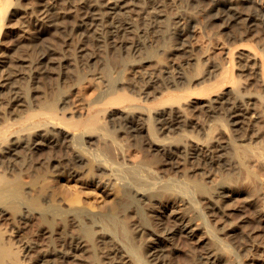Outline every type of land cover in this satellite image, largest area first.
<instances>
[{
  "label": "bare ground",
  "instance_id": "bare-ground-1",
  "mask_svg": "<svg viewBox=\"0 0 264 264\" xmlns=\"http://www.w3.org/2000/svg\"><path fill=\"white\" fill-rule=\"evenodd\" d=\"M117 1L121 0H106V5L114 7L118 5ZM248 1L257 3L256 16L243 17L237 12L228 17L221 11H217L213 13L212 18L222 19L223 26L242 20L247 30L252 31L258 28L261 31L264 30V0ZM224 3L225 5L221 6L219 0H211L209 12L220 8L229 9V0H225ZM84 6L86 10L81 14L80 21L83 26L90 27L95 19V12L90 11L89 4L84 3ZM148 7L151 13L150 30L156 34L164 13L159 3H150ZM49 10V3L39 4L36 15L38 23L52 25ZM204 14L205 11L200 12L199 10H176L173 14V23L169 25L166 35L163 36V44L156 45L154 51L171 57L173 55L176 57L179 52H190L194 45L192 35L195 21ZM134 35H140V33L135 30L131 21L125 20L117 26L112 40L125 46L130 43L135 53L137 52V41L134 40ZM51 51L54 50L49 48L48 51L38 52L33 60L22 59L28 67V74L20 71L19 75L24 81L27 80L26 84L31 90H35L45 70L53 64H62L65 60L63 56L51 57ZM242 66L243 70L250 69L249 72H253L260 85L264 86V57L248 51L244 56ZM128 69L129 72L134 71L140 79H146L144 81L149 84L150 82L174 83L176 80L185 79L181 67H177L175 71L172 69L174 71L172 73L165 62L155 57L140 56L130 63ZM215 69L217 65L207 61L206 71ZM223 72L221 81L217 85L205 88L203 92L206 97L203 102L206 113L221 117L223 128H219L218 132L211 129L204 131L205 137L202 134L204 137L202 140L198 137L191 138L189 130L184 132L187 128L194 130L198 123L189 114V106L196 101L189 93L167 94L160 103L145 108H139L130 101L127 95H110L102 103L90 107L81 119L64 123L63 126L62 122L52 113L41 115L28 113L22 120L1 126L0 144H4L6 140L3 152H7V155L17 154L18 150L23 147L30 155H33L43 145L58 147L66 152L64 169H67V175H64L61 170L36 176L34 173H29L30 177H35L30 183L22 184L20 176L9 171L7 173L8 182H0V264H10L7 261V255L12 244L21 251L25 259L29 260L26 259L29 264H69V259L78 258L85 253V264H169V240L178 234L192 238L195 228L191 226V220L196 215L187 197L184 196L186 197L184 198L183 194L181 195L173 188V182H169V179L163 182L165 180L163 178V183H159L153 179L158 176L155 171L160 174L163 171H166V174L170 173L167 171H174V174L181 172L182 175L185 174V167L182 166L184 162L193 164L195 168H204V172L214 167L228 169L231 172L228 177H223V175L222 178L208 185L202 179L190 180L192 189L198 195L204 196V194L212 193L210 194L213 197L212 202L207 205L210 209L207 215H212L213 213L220 214L224 206L222 199L231 196L229 188L231 183L229 182L230 178L234 177L236 157L239 169L245 172V174L239 172V175L243 174L247 176V179L256 177L255 168L264 169V134L259 130L264 126V113H260L261 110L256 111L257 109L253 107V96L244 95L241 92L246 86L233 78L230 68H226ZM89 74L93 79L89 82L94 84V79L99 78V73L89 71ZM10 77V75L4 77V85L11 86L8 105H14V108L17 105L24 106L23 90L20 85L13 83ZM127 81L128 78L120 84ZM227 83L230 87L224 91L223 88ZM226 93L230 94L228 95L230 98L225 97ZM256 100L262 102L261 96L258 95ZM66 102L63 98L60 103ZM14 108L10 110L13 111ZM61 108L68 115L73 113L72 108H66V105H61ZM105 117L111 123L112 129L116 128L117 136L123 141L120 145L117 142L116 145L114 139L112 141L109 139L111 143L109 140L105 142L104 147L109 154V159L99 158L83 148H73L69 145V129L80 130L88 136L86 140L88 143L95 142L96 138L90 134L102 125ZM41 120L46 122L45 131L38 124ZM30 123H34L35 126L32 134L27 136V126L34 125ZM228 125H233V128L229 129L230 136L228 140L221 141L220 135L225 133V126ZM240 128L245 131L252 128L256 132L252 131L253 134L249 132L251 135H247L249 136L247 140L240 138L242 140L238 139L240 142L236 143V138L239 136L235 138L234 136L238 133L235 135L234 133ZM241 133L243 134L240 131L239 134ZM246 134L243 135L246 136ZM117 156L127 163H132L128 166V171H124L129 175L126 174L125 178L128 176L130 181H124L123 178L112 174L111 162ZM151 163L158 165L156 167L152 165L156 169L153 168L155 177L151 173L153 180L151 178V181L147 180L149 178L143 180L142 171L146 165L149 166ZM190 170L192 171L191 168ZM79 172L84 173L86 178L80 184L60 192L62 185L67 184ZM160 174L159 178L166 175L163 173L164 176L162 174L160 176ZM258 178L257 175L256 179ZM188 182L184 183L185 187L189 185ZM180 186H183V189H180V192H183L184 185ZM30 189H33V193L28 192ZM84 189L87 190L84 192ZM58 192L60 194H57ZM254 204L252 207H255ZM170 207H173L169 211L172 213L165 214V208ZM176 208H180L181 211H177ZM9 210L16 213L17 221L16 225L8 228H11L10 236L3 230V224L10 220ZM253 211L257 212V210ZM255 221L259 222L257 218ZM32 223L36 227L35 236L33 235L35 238L31 236L25 239L22 236ZM226 230L220 232L226 234ZM254 243L255 241L252 242L246 238L239 240L237 247L239 250L250 251L256 246ZM204 247V250L200 251L199 255L197 254L201 264H225L224 254L216 237ZM73 263L76 264V261Z\"/></svg>",
  "mask_w": 264,
  "mask_h": 264
},
{
  "label": "rangeland",
  "instance_id": "rangeland-1",
  "mask_svg": "<svg viewBox=\"0 0 264 264\" xmlns=\"http://www.w3.org/2000/svg\"><path fill=\"white\" fill-rule=\"evenodd\" d=\"M219 1L221 6L225 5V0ZM41 3L50 4L49 12L52 25L37 22L36 15ZM84 3L89 4L91 6L90 11L95 12V19L90 27L83 26L80 21L81 14L85 13L86 10ZM117 3L118 5L109 7L106 5V0H0V127L5 123L22 120L28 113L40 115L42 113L55 114L63 126L65 125L64 123L81 119L86 115L90 107L92 108L102 103L110 95H127L130 101L139 108H145L146 106L160 103L167 94L189 93L196 100L189 106V114L198 123L194 130L187 128L184 132L189 130L188 133L190 137L192 135L191 138L198 137V139L201 138L202 140L207 130L211 129L218 132L219 128H223L221 125L223 119L221 120V117L211 116L207 114L208 112L206 113V108L203 105L206 97L203 92L205 88L217 85L221 81L223 71L228 67L233 78L245 84L246 87L241 92L244 95L254 97L252 105H254L255 110L257 109L256 111L259 112L261 110L260 113H264V86L260 85L253 72H249L250 69L243 70L244 67L242 66L244 64V56L248 51H253L259 57H264V30L261 31L260 28L252 31L247 30L243 26L242 20L223 26L222 19L212 18L213 13L217 11H221L222 14L228 17L237 12L241 13L243 17L256 16V8L258 7L256 2L229 0V9L220 8L210 12L211 0H121L117 1ZM150 3L161 4V9L164 13L163 20L156 34L150 30L151 13L148 7ZM178 9L205 11V14L195 21L192 35L194 45L191 51L188 53L179 52L176 57L174 55L171 57L170 55L166 56L154 51V48L156 45L163 44V36L166 35L169 25H172L173 14ZM125 20L131 21L135 30L140 33V35H134V40L137 41V52L135 53V49L130 47V43L125 46L112 40L117 26ZM49 48L56 52L51 51V57L63 56L65 60L62 61V64H53L45 70L35 90H31L26 84L27 80L24 81L19 75L20 71L28 74V67L25 66V62L22 59L33 60L38 52L48 51ZM140 56L155 57L163 61V63L165 62L171 72L175 71L177 67H181L185 74V79L164 84L163 82H150V84L147 81L145 82L144 80L146 79H140L134 71L130 70L129 72L128 69L130 63L136 61ZM207 61L215 63L217 69L206 71ZM89 71L99 73V78L97 80L94 79V84L89 82L93 80ZM7 75L11 76L13 83L21 86L23 90L22 101L25 102L24 106L17 105L14 108V105H8L9 88L11 86L4 85V77ZM126 78H128V81L120 84ZM229 87L230 85L227 83L223 90L226 91ZM228 95L230 94L226 93L225 97L230 98ZM258 95L261 96L262 102L256 100ZM63 98L67 101L66 103H60ZM61 105H66V108H72L73 113L71 115L64 113ZM13 108L14 110L11 111L10 109ZM14 114L18 116H14ZM38 124L45 131L47 128L46 122L41 120ZM34 126L35 124L27 126V136L32 134ZM111 126L108 118L105 117L102 125L94 130V133L90 134V136L96 138L95 142L91 144L86 141L88 136L85 133L80 130L69 129V145L73 148H83L99 158L109 159V154L104 147L105 142L109 139L111 141L114 139L116 145L117 143L120 145L123 142L117 136L116 128L112 129ZM67 128L69 127L67 126ZM230 128H233V125L225 126V133L223 132L224 134L220 135L221 141L228 140ZM257 129H259L258 126ZM259 130L264 134V126ZM240 131L243 134L252 133V131L253 133L256 132L252 128L251 130L246 129V131L241 128L236 130L234 135L236 133L238 135L234 137L239 136L236 138L237 142L234 140L236 143L244 138L247 140L251 135L249 133L245 136L241 133V136L239 134ZM258 139L260 140L261 138ZM5 141L3 142L4 144L6 143ZM234 142L231 141L233 144ZM4 144H0V182H8L7 173L9 171L16 176H20L22 184L30 183L39 174L61 170L64 175H67V169H64L66 152L64 151V154L63 150H60L61 148L43 145L33 155H30L25 152L27 149L23 147L21 149L18 148L19 152L17 154L7 155V152H3L6 145ZM235 159L236 167L239 169L237 157ZM233 162L235 161L233 160ZM131 164L117 156L111 162L112 174L123 178L124 181H130L126 172ZM152 165L156 167L157 164L151 163L143 169V176H141L143 180L149 178L147 179L149 181L152 174H154L153 168L155 169V167H152ZM191 165L184 162L182 166L185 167H183L185 174L181 175V172L174 174V171H167L170 173L166 174V171H163L161 174L163 175L164 173L167 176L163 175L164 177L159 178L160 172L155 171L158 179L153 178L159 183L168 181V179L170 180L169 182H173V188L178 190L181 195L183 194V197H187L184 198L189 200L190 207L192 206L191 208L194 209L196 215H193L194 217L191 220V226L195 228L192 238L178 234L169 240V264H201L197 256L200 251L204 250V245L208 246L215 237L223 251L225 264H264V210H262L264 208V198H262L264 195V181H262L264 180V169L255 168V179H252V177L247 179V176L243 175L245 172L241 168L238 171L235 167L233 169L234 177H231L229 182L231 183L229 187L231 196L222 199L224 206L223 211L220 213L221 215L219 213L207 215V212L210 211L207 205L212 202L213 197L210 195L212 193L204 194V196L198 195L192 189L190 180L202 179L208 185L222 178L223 175V177H228L231 172L223 167H214L204 172V168H195L196 166ZM190 168L192 171H196L192 173ZM63 169L66 172H63ZM201 171L203 172L202 174ZM239 172L244 173L239 175ZM29 173H34L35 176L30 177ZM126 174L128 175L127 178H125ZM148 174H150L149 177ZM155 174L153 177H155ZM161 174L160 176H162ZM257 175L259 176L258 179H256ZM182 177L184 178L182 179ZM260 177L262 178L260 179ZM85 178V174L79 172L67 184L62 185L60 192L63 189L80 184ZM162 180L164 181L162 182ZM186 181L189 184H187L189 187L186 185L188 189L185 187ZM233 181L234 184H232ZM240 182L244 184H240ZM252 182L256 183L253 184ZM249 183L252 184L250 185ZM179 184L184 185L185 190L183 192H180L183 186L181 187ZM249 189L255 194H252L253 192L251 193ZM86 190L84 189L83 191L85 192ZM28 192L33 193V189ZM60 192L57 194H60ZM208 194L211 196L210 199ZM200 199L201 201H199ZM244 204H246V207H244ZM248 204L249 206H247ZM253 204L255 207H252ZM259 204L262 205L260 206ZM172 208H165L164 213L167 215L172 213L169 212ZM249 208H252V210L250 209V211ZM176 210L181 211L180 208H176ZM253 210H257V212ZM15 214V212L9 210L10 220L3 224V230L8 236L11 235V232H9L11 228H8L17 224ZM256 218L259 222L255 221ZM35 229L36 227L32 223L22 237L25 239L31 236L35 238ZM224 230H226V234L220 232ZM53 236L55 237L56 235ZM246 238L252 242L255 241L254 244L256 246L253 250L244 251L238 249L237 243L239 240ZM42 241L44 242L45 240ZM9 251L7 261L10 264H29V260L26 258L27 261L22 256L21 251L17 250L13 244L10 245ZM85 255L86 253L75 259L71 258L68 262L72 264L73 261H76V264H85Z\"/></svg>",
  "mask_w": 264,
  "mask_h": 264
}]
</instances>
